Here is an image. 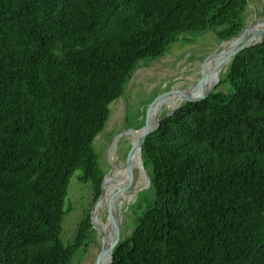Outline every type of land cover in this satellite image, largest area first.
Wrapping results in <instances>:
<instances>
[{
  "label": "trees",
  "instance_id": "16d2710c",
  "mask_svg": "<svg viewBox=\"0 0 264 264\" xmlns=\"http://www.w3.org/2000/svg\"><path fill=\"white\" fill-rule=\"evenodd\" d=\"M248 4L0 0V264H74L95 236L105 170L94 139L110 104L186 34L236 35ZM142 161L149 185L109 264H264V41L234 55L207 97L161 120ZM75 172L91 197L65 244Z\"/></svg>",
  "mask_w": 264,
  "mask_h": 264
},
{
  "label": "rangeland",
  "instance_id": "374dc122",
  "mask_svg": "<svg viewBox=\"0 0 264 264\" xmlns=\"http://www.w3.org/2000/svg\"><path fill=\"white\" fill-rule=\"evenodd\" d=\"M255 14L258 15L256 25L264 22V0H249L248 9L245 14V27L253 23ZM241 33H243V31ZM186 35L190 41L177 42L158 59L140 64L131 74L129 82L125 87L124 95L110 104V115L105 128L94 139V146L99 152L100 166L105 170L104 173L110 163L112 165L113 162L122 159L129 149L131 142L126 136H120V138L113 143L114 137L125 128H128V126H125L124 122L128 123L130 128H132L136 121H140L142 118L144 121L145 114L144 124L148 119L157 117V115L167 110L169 105L166 104L165 98L168 96L162 98L154 105L152 102L162 95L188 88L194 84L203 60L215 49H220L222 47L219 45L220 42H218L212 32L194 36L191 34ZM210 63L205 67L200 78L208 74ZM226 65L222 67L220 72L225 70ZM130 164L131 155H129L125 161L117 165L128 168L131 166ZM109 174L108 176L110 179L106 176L105 182V184H107L105 187L108 186L110 188L109 198L120 195L125 190H130L136 184V180L143 181L138 192L146 188V180L142 177L144 174L138 167H133L131 170L127 169L124 173V179L121 178L123 180H118L113 170H111ZM76 175L77 172L73 173L69 179L66 199V206L69 207V210L64 215L61 223L62 230L60 239L65 244L73 238L82 211L85 206L87 207L89 205L91 197L90 185L80 183ZM137 193L132 196V200L135 201ZM131 201L129 203H131ZM109 202L112 206V199H110ZM129 203L118 208L117 213H124ZM94 204L91 208H93ZM96 207L93 209V220L95 223L97 224V219L106 221L105 210L102 213L100 209V212L96 213ZM133 219L134 216L132 218L131 211L123 215L119 230L121 235L125 236L130 234L133 226ZM95 231L98 234V230L96 229ZM100 242V237L95 234L94 238L89 241L88 247L81 248V250L74 255V264H93L100 248Z\"/></svg>",
  "mask_w": 264,
  "mask_h": 264
},
{
  "label": "bare ground",
  "instance_id": "6f19581e",
  "mask_svg": "<svg viewBox=\"0 0 264 264\" xmlns=\"http://www.w3.org/2000/svg\"><path fill=\"white\" fill-rule=\"evenodd\" d=\"M256 21H257V19H255L253 21V23L248 25L247 28L243 31V33H239L238 35H236L232 39L225 41L224 43L221 44V46L229 49V48H232V47H234V46H236V45H238V44H240V43H242L248 39H255V38L261 36L264 33V22L256 25ZM231 53L232 52L229 49L227 52L221 53L216 58H214L210 63L208 74H206L203 78H200L196 84H192L188 88H184V89L179 90V91H172L168 94L162 95V96L158 97L153 102V105L166 96H168L165 98L166 104H168L169 107H171L178 102H181V101H184L185 99H188L191 96L197 97V96H203V95L207 94V92H209L213 88V86H215L216 80H217L219 73H220V68H222L224 65H226L231 60V58L233 56ZM197 91H202V92L199 94L193 95V93H195ZM155 118L156 117H152V118L148 119L145 122V124L143 126H141V128L138 130L137 129H134V130L128 129V130L124 131L123 133L119 134L117 137L114 138L113 143L116 142L118 140V138H120V136H126L130 140V142L135 141V139L139 135H141L148 127H150L154 123ZM138 159H139L138 158V147L135 146V148L131 152V164H130L131 166H129L128 168L120 166V165L113 166L112 170L115 172V175H117L118 180L121 178L124 179V173L127 171V169L131 170L133 167H138V163H139ZM107 177L110 179L109 176H107ZM142 177H145V176L142 175ZM106 178L103 182V196L101 198H99L98 201L94 204L91 214H92V224H94L93 228L94 229L96 228L98 230V234L100 235V237L105 239L106 245H108V244L111 245L112 235L110 232V222L108 220L103 221L102 219H97V224H96L95 221L93 220V209L97 206L98 208L96 207L95 212L98 213V212H100V209H101L102 213H103V211L105 210V199H108L109 201H110V199H112V207L117 212L118 208H121L123 205L128 204L133 199L132 196H134V194L138 192V189H139V187L143 181L136 180V182H135L136 184L130 190H125L122 192V194L117 195L113 198H109V193H110L109 189L110 188L108 186L105 187V185H107V184H105ZM123 179H121V180H123ZM110 182H111V180H110ZM146 183H147V181H146ZM121 222H122V220H121ZM120 225H121V223H120ZM112 249H113V246L111 248L107 249L104 256L101 258V260L97 264H109L111 254H112Z\"/></svg>",
  "mask_w": 264,
  "mask_h": 264
},
{
  "label": "water",
  "instance_id": "95a60500",
  "mask_svg": "<svg viewBox=\"0 0 264 264\" xmlns=\"http://www.w3.org/2000/svg\"><path fill=\"white\" fill-rule=\"evenodd\" d=\"M257 18H258V15L255 14V19H257ZM246 28H247V26H246L245 28H243L241 31H239L236 35H238V34L241 33L242 31H244ZM236 35H234L233 37H235ZM233 37L221 41V42L219 43V45H221V44L224 43L225 41H228V40L232 39ZM263 41H264V33H263L261 36L255 38V39H248V40H246V41H244V42H242V43H240V44H238V45H236V46H234V47H232V48H229V49H230L231 52H232L231 54L234 56V55H236L239 51H241V50H243V49H245V48H248V47L254 46V45H256V44H259V43H261V42H263ZM229 49L226 48V47H221L220 49H215L211 54H209V55L203 60V62H202V64H201V67H200L199 74H198L197 78L195 79L194 84H196V83L198 82V80H199L200 76L202 75V73H203L205 67L208 66V64H209L214 58H216V57H217L218 55H220L221 53H225V52H227ZM233 56H232V57H233ZM221 69H222V68H220V71H221ZM218 82H219V76H218V78H217V80H216L215 85H216ZM213 88H214V86H213ZM213 88H212V89H213ZM212 89H211V90H212ZM211 90H210V91H211ZM210 91L207 92V94H205V95L202 96V97H194V96H191V97H189L188 99H186V100H184V101L178 102V103H176L175 105H173V106H171V107H168L167 110H165V111H163L162 113H160L159 115H157V117L155 118L154 123H153L150 127H148V128H147V129L141 134V135H139V136L135 139V141H132V142L130 143L129 149L127 150L125 156H124L122 159H120V160L114 162L112 165H111V163L109 164V166H108L106 172L103 174V176H102V178H101L100 185H99V188H100V194H99V197L97 198V200L95 201V203L98 201L99 198H101V197L103 196V182H104L106 176H108L109 173L111 172V170L113 169V166L119 164L120 162L125 161V160L129 157V155H131V152L133 151V149L135 148V146L138 147V158H139V159H138V162H139V163H138V169H139V170L144 174V176H145L144 178H145V180L147 181L145 187L147 188L148 185H149V177H148V174H147V172H146V170H145V168H144V164H143V161H142V144H143V142H144L146 136H147L149 133L153 132V131L159 126V123L161 122V120H163L164 118H166V117L172 115L176 110H178V109H180V108H183V107H186V106H188V105L191 104V103L197 102V101H199V100H201V99L207 97V96L209 95ZM156 99H157V98H156ZM152 103H153V102H152ZM152 103H151V104H152ZM151 104H150V105H151ZM147 110H148V108H147ZM147 110H146V113H147ZM145 116H146V114H145ZM145 116H144V121H145ZM144 121H143V123H144ZM142 125H143V124H142ZM142 125H141V126H142ZM141 126H140L138 129H140ZM127 129H131V128H125V129H124L122 132H120L119 134L123 133V132L126 131ZM138 129H137V130H138ZM131 130H134V129H131ZM119 134H118V135H119ZM118 135H116L115 137H117ZM115 137H114V138H115ZM142 187H143V186H142ZM139 191H140V190H139ZM127 206H128V207H127L126 211H124V213H120V214H118V213L114 210V208L111 206V203L109 202V200H108V199H105L106 220H108V221L110 222V232H111V235H112L111 245H109V244L106 245V244H105V239H103L102 237H100V235L97 234V232L94 230L93 225H92V214H91V212H92V208H91V210H90V223H91V229L93 230L94 234H96V235H98V236L100 237V241H101V242H100V248H99V251H98V253H97V255H96V258H95L93 264H97V263L101 260V258L104 256V254H105V252L107 251V249H109V248H111V247L113 246L114 248H113V252H112V254H111L110 262L112 261L113 256H114V253H115V250H116V247H117V244H118L119 239H120V231H119V229H120V223H121V220H122V218H123V215H125L126 213L132 211L133 206H134V200H132L131 203H129V205H127ZM110 262H109V263H110Z\"/></svg>",
  "mask_w": 264,
  "mask_h": 264
}]
</instances>
